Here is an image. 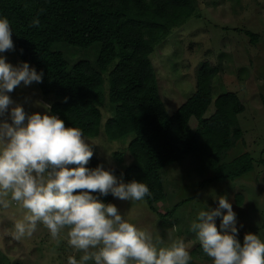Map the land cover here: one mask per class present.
<instances>
[{
  "label": "trees",
  "instance_id": "1",
  "mask_svg": "<svg viewBox=\"0 0 264 264\" xmlns=\"http://www.w3.org/2000/svg\"><path fill=\"white\" fill-rule=\"evenodd\" d=\"M196 10V0H0V18L6 17L12 28L13 50L22 63L43 72L42 82L36 83L45 97H54L55 116L96 137L102 128V106L109 100L115 112L106 123L108 136L115 140L134 133L127 146L133 160L117 172L124 183L135 180L148 186L151 195L144 199L154 211L155 203L167 196L163 168L194 152L206 155L214 171L200 187L214 180H235L255 169L249 150L226 159L239 140L246 144L239 121L246 105L234 91L214 98L218 66L204 62L195 92L173 113L162 97L152 54L174 28L197 15ZM36 19L39 25L33 26ZM246 32L258 39V33ZM95 43L100 44L95 45V62L82 58L71 64L61 48H90ZM212 104L215 110L207 116ZM193 117L198 121L195 127ZM97 166L102 162L94 154L86 167ZM91 194L105 204L113 198L111 193ZM242 198L237 196L238 201ZM183 202L160 214L171 215Z\"/></svg>",
  "mask_w": 264,
  "mask_h": 264
},
{
  "label": "rangeland",
  "instance_id": "2",
  "mask_svg": "<svg viewBox=\"0 0 264 264\" xmlns=\"http://www.w3.org/2000/svg\"><path fill=\"white\" fill-rule=\"evenodd\" d=\"M196 3L198 14L174 28L152 54L162 97L168 111L173 113L195 92L197 75L204 62L218 66L219 72L213 80L214 98L226 91H234L246 105L239 115L246 144L239 140L227 151L226 159L244 149L249 150L255 159V169L235 180H214L200 187L214 171L206 155L197 151L163 168L167 196L155 203L157 211L151 209L145 199L125 201L113 196L108 203L114 204L119 214L136 227L159 238L163 246L181 240L191 260L198 264H213L190 227L193 222H198L201 211L217 209L221 197L228 200L236 214L237 239L241 244L247 233L264 240V0H196ZM247 29L258 33V39L253 40ZM93 45L90 48L63 45L61 48L71 64L82 58L95 62V45L100 44ZM0 56L14 67L22 64L14 50L0 53ZM108 89L109 78L105 80L107 93ZM8 95L14 102L10 107L21 105L29 115H54L51 111L54 97H45L36 82L27 86L22 82ZM214 110L212 104L206 115ZM102 112L100 134L96 137L84 135V138L101 159L104 170L115 175L118 182H124L117 171L125 169L133 160L127 146L134 133L111 139L106 132V123L115 111L109 100L102 106ZM3 119L11 123L10 115ZM197 123L193 117L191 125L195 127ZM240 194L243 198L238 201ZM180 201L184 202L171 215L160 214L170 211ZM220 211L221 216L214 218L218 230L227 210ZM24 215L26 211L15 203L8 209L0 207V264H67L69 256L79 259L81 253L67 244L64 233L53 239L42 224L37 225L31 238L15 240L14 225Z\"/></svg>",
  "mask_w": 264,
  "mask_h": 264
},
{
  "label": "clouds",
  "instance_id": "3",
  "mask_svg": "<svg viewBox=\"0 0 264 264\" xmlns=\"http://www.w3.org/2000/svg\"><path fill=\"white\" fill-rule=\"evenodd\" d=\"M32 24L38 26L39 20ZM11 37L9 20L0 18V53L13 50ZM42 76L26 62L14 67L0 56V207L15 203L26 211L14 225L13 238H31L42 224L53 239L64 233L67 244L81 253L79 259L69 256L67 264H189L192 257L183 241L163 246L114 204L91 194L138 202L151 195L146 184L118 182L103 166L87 168L94 153L80 128L66 127L55 115L10 107L14 102L8 93L22 82L40 83ZM6 115L11 123L3 119ZM221 209L227 212L218 230L214 218ZM235 220L232 205L221 197L217 209L199 213L190 231L213 264H264V240L247 233L241 244Z\"/></svg>",
  "mask_w": 264,
  "mask_h": 264
}]
</instances>
